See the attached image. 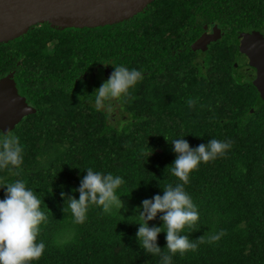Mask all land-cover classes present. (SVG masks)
Segmentation results:
<instances>
[{"label":"trees","instance_id":"1","mask_svg":"<svg viewBox=\"0 0 264 264\" xmlns=\"http://www.w3.org/2000/svg\"><path fill=\"white\" fill-rule=\"evenodd\" d=\"M212 21L224 29L222 39L195 62L191 45ZM248 30L263 36L264 0H152L112 24L41 23L0 42V78L12 75L29 106L14 128L0 129L23 149L19 167L0 170V184L24 180L48 217L37 238L44 253L32 264H160V256L141 248L133 221L144 199L180 183L165 168L176 158L170 141L182 136L192 147L212 138L232 146L201 163L185 185L199 221L182 234L219 239L172 255L171 264H264V100L231 65L228 41ZM103 64L110 72L112 64L137 69L143 79L97 110L92 93L106 80ZM87 167L123 178V207L105 213L89 205L78 224L64 211L61 192L79 199L73 189ZM161 215L149 226H162ZM165 237L157 238L164 253Z\"/></svg>","mask_w":264,"mask_h":264},{"label":"clouds","instance_id":"2","mask_svg":"<svg viewBox=\"0 0 264 264\" xmlns=\"http://www.w3.org/2000/svg\"><path fill=\"white\" fill-rule=\"evenodd\" d=\"M112 65L114 70L109 78L92 93L95 98L94 107L97 110L103 107L104 101L127 95L129 89L143 79L142 73L137 69ZM187 103L189 107L194 106L192 99ZM164 137L169 141L166 136ZM183 137L170 141L176 158L165 168L180 183L165 184L161 186L163 195L156 194L151 199H144L137 208L138 220L133 221L139 224L136 237L141 248L146 253L160 256V264H171L172 255L195 251L198 244L213 243L219 239L218 234L209 235L207 240L204 235L192 240L189 235L182 234L186 227L192 231L196 230L199 221L197 206L185 190V185L188 184L193 170L201 163H208L218 156L225 155L232 142L212 138L207 143L192 147ZM22 152L18 138L0 133V170L10 165L19 167L23 159ZM123 183L121 176L105 174L87 167L79 188L73 189L74 192H79V199L61 192V196L66 198L64 211L71 213L74 223L82 224L87 219L89 205L100 206L105 213H111L113 207L120 210L123 202L117 195V189ZM4 185L7 186L5 198L0 199V264H32L44 253L46 246L43 241L38 242L37 238L40 225L46 222L48 217L41 209V200L26 186L24 180L17 179L11 183L0 184ZM140 207L142 211L139 210ZM158 213H162L160 216L162 226L150 227L148 222L154 220ZM161 232H166V253L162 252L157 244Z\"/></svg>","mask_w":264,"mask_h":264},{"label":"water","instance_id":"3","mask_svg":"<svg viewBox=\"0 0 264 264\" xmlns=\"http://www.w3.org/2000/svg\"><path fill=\"white\" fill-rule=\"evenodd\" d=\"M152 0H0V42L23 35L31 26L59 28L112 24L142 11ZM214 35V33H213ZM201 43H206L204 39ZM240 62L250 68V83L264 100V38L243 47ZM29 106L17 93L12 75L0 78V129L14 128Z\"/></svg>","mask_w":264,"mask_h":264},{"label":"flooded vegetation","instance_id":"4","mask_svg":"<svg viewBox=\"0 0 264 264\" xmlns=\"http://www.w3.org/2000/svg\"><path fill=\"white\" fill-rule=\"evenodd\" d=\"M214 33V35H213ZM224 33V29L220 26V24L216 21H212L210 23H206L202 26V31L199 33L198 37L194 40V42L191 45V50L194 52L193 60L196 61H203L204 56L208 52L210 46L213 42H216L219 39H222ZM264 38V32L259 31ZM259 35L254 33L252 30L245 31L240 36L230 35L229 42L232 44L231 53V65L236 66L237 70L243 75H246L249 78V75L251 74L250 68L245 66L240 62V52L241 48L243 47H250L254 46L256 43L255 41H258L260 39ZM204 39L206 43H201L200 40ZM236 47L235 49L233 48ZM237 45V46H236ZM103 73L102 78H105L106 80L109 78L110 74L112 72L109 71V69L104 66L103 64ZM249 73V74H247Z\"/></svg>","mask_w":264,"mask_h":264},{"label":"rangeland","instance_id":"5","mask_svg":"<svg viewBox=\"0 0 264 264\" xmlns=\"http://www.w3.org/2000/svg\"><path fill=\"white\" fill-rule=\"evenodd\" d=\"M247 74H249V73H247Z\"/></svg>","mask_w":264,"mask_h":264}]
</instances>
